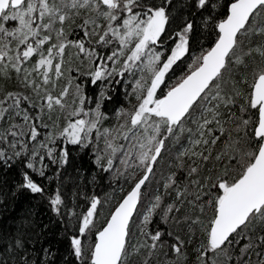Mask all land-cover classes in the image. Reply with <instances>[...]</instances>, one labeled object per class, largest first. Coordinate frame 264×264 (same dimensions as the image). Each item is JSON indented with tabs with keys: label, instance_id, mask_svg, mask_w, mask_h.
<instances>
[{
	"label": "snow or ice",
	"instance_id": "obj_1",
	"mask_svg": "<svg viewBox=\"0 0 264 264\" xmlns=\"http://www.w3.org/2000/svg\"><path fill=\"white\" fill-rule=\"evenodd\" d=\"M74 152L115 204L49 190ZM13 171L64 255L28 211L0 264H264V0H0V185Z\"/></svg>",
	"mask_w": 264,
	"mask_h": 264
},
{
	"label": "trees",
	"instance_id": "obj_2",
	"mask_svg": "<svg viewBox=\"0 0 264 264\" xmlns=\"http://www.w3.org/2000/svg\"><path fill=\"white\" fill-rule=\"evenodd\" d=\"M175 28V26H173ZM172 30V29H170ZM205 46H207L210 41L205 38ZM187 59V58H185ZM185 67L184 64H181V69ZM177 75L182 74L181 71L177 70ZM91 167L88 157H83L81 159V154L73 153V161L67 167L66 172L63 176L60 177L58 181L55 178V167L53 166L49 175H53V181L48 185L49 190L54 188L60 181H63L67 190H74L73 186L79 184L84 191L91 189L92 191L99 193L102 197L107 193L108 195H114L115 199L112 201V204H115L119 200L122 193L118 190L113 192V189L107 187V181H104L100 184L99 187H95L91 184L85 189L83 188V180L78 178V173L76 172L77 168L85 170V175H87V169ZM161 170L167 171L163 167V162L161 163ZM94 171V170H93ZM20 177L15 171L9 173L5 179L4 183L0 185V226L11 225L13 221L18 220L20 217L28 211H31L36 214L35 218L41 221L44 224H48V230L43 233L39 238V242L35 243L36 248L47 246L52 244L54 247L59 248V256L64 255V245L57 244L58 239L57 234L61 231V225L59 223H50V221H55V217L48 209L47 202L40 197L39 195L33 196L30 193L17 194L16 196L12 195L15 182L19 181ZM47 183V182H46ZM110 205H106L103 214L100 217V222L102 223L105 217L109 214ZM35 239V238H34ZM59 264V262H58Z\"/></svg>",
	"mask_w": 264,
	"mask_h": 264
}]
</instances>
